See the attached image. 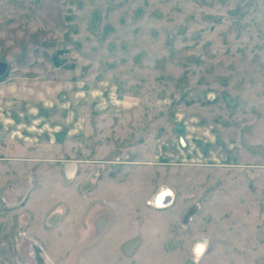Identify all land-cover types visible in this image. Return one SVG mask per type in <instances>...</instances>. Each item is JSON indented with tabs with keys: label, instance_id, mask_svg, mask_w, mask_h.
Masks as SVG:
<instances>
[{
	"label": "rangeland",
	"instance_id": "374dc122",
	"mask_svg": "<svg viewBox=\"0 0 264 264\" xmlns=\"http://www.w3.org/2000/svg\"><path fill=\"white\" fill-rule=\"evenodd\" d=\"M0 63V264H264V0H0Z\"/></svg>",
	"mask_w": 264,
	"mask_h": 264
},
{
	"label": "crops",
	"instance_id": "0c3cea01",
	"mask_svg": "<svg viewBox=\"0 0 264 264\" xmlns=\"http://www.w3.org/2000/svg\"><path fill=\"white\" fill-rule=\"evenodd\" d=\"M78 165H79V161L68 162L67 164L63 165L65 173H67V175L74 174V172L78 169ZM161 196H162V194H160V197ZM158 198H159V196L154 201L156 203V205H158L159 207L166 206L165 204H161V203L158 204L156 201Z\"/></svg>",
	"mask_w": 264,
	"mask_h": 264
},
{
	"label": "water",
	"instance_id": "95a60500",
	"mask_svg": "<svg viewBox=\"0 0 264 264\" xmlns=\"http://www.w3.org/2000/svg\"><path fill=\"white\" fill-rule=\"evenodd\" d=\"M6 69V65L4 63H0V76L4 73Z\"/></svg>",
	"mask_w": 264,
	"mask_h": 264
},
{
	"label": "bare ground",
	"instance_id": "6f19581e",
	"mask_svg": "<svg viewBox=\"0 0 264 264\" xmlns=\"http://www.w3.org/2000/svg\"><path fill=\"white\" fill-rule=\"evenodd\" d=\"M167 191V190H166ZM170 193V192H169ZM167 197H169V196H167ZM157 201V203L159 204V200L157 199L156 200ZM161 204H165L166 206L168 205V204H170V200L168 199V198H166L165 200H163V202L161 203ZM158 208V207H157Z\"/></svg>",
	"mask_w": 264,
	"mask_h": 264
},
{
	"label": "flooded vegetation",
	"instance_id": "af4514ba",
	"mask_svg": "<svg viewBox=\"0 0 264 264\" xmlns=\"http://www.w3.org/2000/svg\"><path fill=\"white\" fill-rule=\"evenodd\" d=\"M169 196L167 193H163L162 196L158 198V200L160 201L159 203H162L164 199L168 198L167 196Z\"/></svg>",
	"mask_w": 264,
	"mask_h": 264
}]
</instances>
